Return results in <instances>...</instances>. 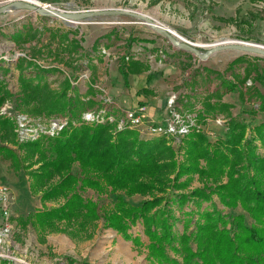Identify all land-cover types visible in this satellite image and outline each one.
Segmentation results:
<instances>
[{
	"label": "trees",
	"instance_id": "trees-1",
	"mask_svg": "<svg viewBox=\"0 0 264 264\" xmlns=\"http://www.w3.org/2000/svg\"><path fill=\"white\" fill-rule=\"evenodd\" d=\"M78 34L63 31L62 27L25 26L15 31L11 39L22 46L46 37L52 43L57 41L61 52L71 57L82 50L83 37L78 40ZM135 40L131 38L130 42ZM100 41L97 39L94 48ZM242 61V57L237 58L227 70L233 71ZM252 67L257 78L251 69L248 77L259 99L254 114L264 113V93L254 87L256 79L264 80V71L261 75L256 65ZM16 69L18 110L48 119H68L54 136L40 133L36 139L20 142L16 121L0 114V160L9 162L15 174L28 178L31 193L40 196L43 205L42 210L19 223L31 224L41 237L66 233L74 238H91L95 226L104 220L106 228L138 248L144 245L142 238L134 236L131 229L140 223L149 240L147 259L152 264H264V154L260 153L264 149V121L253 126L231 118L223 138L212 142L205 133L192 132L181 138L177 151L166 136L144 139L136 129L82 123L83 113L95 103L85 101L69 80H65L61 90L52 89L46 75L58 72L56 68L46 69L20 57ZM119 69L127 81L129 74L149 70V66L125 56L120 58ZM219 76L222 88L242 93L238 83L225 79L221 73ZM14 97L0 80V110ZM230 108L219 100L213 102L212 97L204 101L196 116L204 121L226 114ZM181 152L183 160L179 161ZM196 179L200 187H193ZM88 190L100 196L116 194L118 198L112 209L103 210L96 200L85 196ZM121 194L148 199L134 206ZM215 196L226 209L242 208L253 222L249 224L243 214H225L214 204ZM54 202L58 204L48 206ZM192 202L196 210L185 213L184 208ZM204 203H211L212 209L202 210ZM176 205L186 214L180 235L174 230L179 220ZM195 217V230L190 231ZM0 264L15 263L0 259Z\"/></svg>",
	"mask_w": 264,
	"mask_h": 264
},
{
	"label": "rangeland",
	"instance_id": "rangeland-1",
	"mask_svg": "<svg viewBox=\"0 0 264 264\" xmlns=\"http://www.w3.org/2000/svg\"><path fill=\"white\" fill-rule=\"evenodd\" d=\"M41 5H50L52 9L65 12H85L91 10H130L136 13L143 14L153 19L158 24L171 29L183 39L190 43L201 47L204 52L208 51L216 44L225 42H246L257 45L260 43V32L254 31L252 28L247 30L240 29L233 25H227V30L220 31L216 26L206 28L204 22L199 16H194L190 22L188 15H179L170 10L159 9L157 3H151L148 0H36ZM9 0H0V6L6 4ZM264 13V11H260ZM56 19V22L53 20ZM25 26H32L34 29H42L45 27H62L63 31L72 33L78 31L76 36L81 41L82 50L77 55L71 57L68 53L61 52L58 48V42L52 43L46 37L37 38L33 42L25 43L22 46H17L11 39V35L22 30ZM106 36H109L106 39ZM70 38L73 35L70 34ZM132 39H137L133 43ZM97 39H101L98 47L94 48ZM41 40V41H40ZM40 41V42H39ZM147 41V42H146ZM39 42V43H38ZM130 42V43H129ZM49 45L50 49H49ZM264 46V45H262ZM55 53V51H57ZM52 52V53H51ZM53 52L55 56H53ZM140 55L145 54L147 61L151 65H155L160 70L165 68L173 70L174 86L171 88V93L166 97L169 99L176 95V108L180 113L197 114L203 108V103L206 99L213 97V102L217 100L220 103L231 105L230 110L226 114H220L216 117H209L204 121L197 120L196 123L201 126L200 130L194 129L192 132L205 133L208 138L215 142L223 138L228 130V121L235 118L240 121H246L255 126L264 121V113L257 112L254 114V109L258 108L259 99L254 95L252 90L253 82L251 77H248V70H252V76L257 78V72L253 71L252 65L259 68V72L263 75L264 57L245 54L234 50H225L212 55L208 60H202L192 53L175 48L166 38L158 34L147 24L128 16L98 18L90 22L79 24H70L60 17H52L45 21L39 15L32 11L17 9L0 15V80L8 87L15 95L14 98L7 101L0 110L1 115L13 118L18 125V139L20 133H23L27 138L44 133L50 136L47 132L51 130L54 119L66 118L58 117L48 119L43 116L27 115L17 109L16 97L20 92L19 88V71L16 69V64L20 57L32 60L37 65L48 68H56L58 72L49 73L46 75L47 81L52 89L59 91L62 89L65 80H69L74 89L79 93V88L85 89L84 85L89 86L92 94H80L85 101L89 99L95 104L87 112H98L105 104V100L110 99L113 106H110L108 111L115 120L107 122L116 125L119 129V120L123 117L117 113L116 105L113 99L105 92H101V82L94 83L92 78L93 67L90 62L98 59L99 55L113 54L116 61H119V53ZM58 53H62L58 56ZM8 56L9 61L2 59ZM58 57L55 59V57ZM90 56H93L91 58ZM242 57L243 61L235 67V69L227 70L229 64ZM12 58V59H11ZM93 59V60H92ZM129 59V58H127ZM157 59V60H156ZM88 60V61H86ZM134 61V60H133ZM136 62H141L136 60ZM149 64L147 63V66ZM150 66V65H149ZM91 69V71H90ZM219 73L223 74L225 79L238 83L241 86L242 93L236 91L234 93L222 88V78ZM163 86L171 81L163 76ZM236 75L240 77L237 79ZM181 83L177 84L178 81ZM99 81V80H98ZM100 84V85H99ZM254 87L264 93V80L256 79ZM87 90V89H85ZM103 90V89H102ZM89 91V90H88ZM97 92L101 95H97ZM73 93V92H72ZM100 96V97H99ZM168 118L171 108L168 107ZM82 115V123L84 122ZM25 118L27 121L25 126H21L18 122L20 118ZM67 119V118H66ZM197 119V118H196ZM68 121V119H67ZM105 123V124H107ZM90 125H98V123H87ZM131 129V128H130ZM139 131V128H134ZM188 134V135H189ZM39 137V136H38ZM37 137V138H38ZM157 137V136H155ZM162 137V136H161ZM171 140L172 146L178 151L180 141H176L173 137H167ZM33 138H30L32 140ZM181 140V139H180ZM260 153L264 154V149H260ZM178 160H183V153H178ZM74 172H78V167H74ZM0 183L6 184L14 193L13 216L10 219L12 228L6 241L0 242V259L12 261L15 264H152L148 261V251L146 245L149 243L148 238L144 235L143 226L138 223L131 229L134 236H141L143 246L138 248L133 242L126 241L115 230L105 227L104 220H101L93 231L91 238H74L66 233H51L44 237L39 236L35 227L31 224L23 226L21 219H26L29 215L43 209L40 196H35L31 193L28 178L22 173L15 174L10 169V163L0 160ZM201 184L197 179L193 182V187H200ZM87 198L96 200L103 210L112 209L118 195L104 194L99 195L93 190H88L85 193ZM121 196L128 203L138 206L148 197L135 195L127 197L124 194ZM58 203H49V207L56 206ZM214 204L220 210H224L225 214L239 215L243 214L246 221L251 224L253 221L250 216L242 209L235 210L226 209L214 197ZM212 209L211 203H204L202 210ZM176 215L179 220L175 223V233L180 235L184 232V221L186 220L183 211L175 206ZM191 210H196L195 204L192 202L184 208L185 213ZM195 217L190 227V231L195 230ZM3 215L0 208V226L3 224Z\"/></svg>",
	"mask_w": 264,
	"mask_h": 264
},
{
	"label": "crops",
	"instance_id": "crops-1",
	"mask_svg": "<svg viewBox=\"0 0 264 264\" xmlns=\"http://www.w3.org/2000/svg\"><path fill=\"white\" fill-rule=\"evenodd\" d=\"M151 3H157L159 9L170 10L173 13L179 15H188L190 22L194 16H199L201 21L204 22L206 28H212L216 26L220 31L227 30V25H235L241 30H247L252 28L256 32H260V43L264 45V13H260L254 7L258 0H148ZM230 26V27H233ZM124 53H119V57ZM132 55V60H139L144 65L147 63L150 65L149 70H143L137 74H129L127 81L120 72L119 61H116L113 54L99 55L98 59L90 62L94 71L92 78L94 83L101 82V92H105L113 99L117 113L122 115L125 111L134 110L138 107H145L146 118L143 124L140 126L141 137L144 139H152L155 136L151 135L150 127L158 124H163L168 120V111L166 101L167 95L174 93L170 92L174 86L173 79L168 76L173 75V70L168 68L160 70L155 65H151L147 61L145 54ZM129 56V54H126ZM93 58V56H90ZM157 60V59H156ZM88 61V60H86ZM162 73L164 77L171 81L170 86H163ZM169 74V75H168ZM99 80V81H98ZM178 81L177 84L181 83ZM90 85H84L83 88H79V94L87 93L89 86L93 83L90 81ZM103 89V90H102ZM149 90L144 92V90ZM97 95L99 92H97ZM100 97V96H99ZM123 112V113H122Z\"/></svg>",
	"mask_w": 264,
	"mask_h": 264
},
{
	"label": "built area",
	"instance_id": "built-area-1",
	"mask_svg": "<svg viewBox=\"0 0 264 264\" xmlns=\"http://www.w3.org/2000/svg\"><path fill=\"white\" fill-rule=\"evenodd\" d=\"M11 1V0H9ZM49 7L50 5H45ZM255 9L257 11H264V0H258L255 5ZM8 56L2 57L9 61ZM12 59V58H11ZM176 95H173L169 99L168 107L171 108V112L168 120L163 124H158L150 127V133L153 136H166L173 137L176 141H180L181 138L187 136L194 129L200 130L201 126L198 125L197 116L195 114H187L180 113L176 108ZM113 106V102L110 99L105 100L104 106L101 108L102 110L96 112H87L84 114L83 119L85 123H98L105 124L107 122H113L115 118L112 115H109L108 111L110 110V106ZM146 118V109L145 107H138L134 110L125 111L123 117L119 120V129L122 130L124 128H139L144 119ZM197 118V119H196ZM25 118H20L18 123L21 126H25ZM67 119L58 118L54 119L52 123L51 130L47 133L54 135L56 132L61 131L64 126L67 125ZM39 136L37 134L34 135L33 139H36ZM19 138L24 140H30V138L20 133ZM13 207H14V193L9 186L6 184L0 183V208L3 215V224L0 226V242H5L8 237L12 225L10 223V219L13 216Z\"/></svg>",
	"mask_w": 264,
	"mask_h": 264
},
{
	"label": "water",
	"instance_id": "water-1",
	"mask_svg": "<svg viewBox=\"0 0 264 264\" xmlns=\"http://www.w3.org/2000/svg\"><path fill=\"white\" fill-rule=\"evenodd\" d=\"M13 9L32 11L40 16L51 18L60 17L70 24L90 22L98 18L128 16L150 26L154 31L166 38L175 48L192 53L194 56L202 60H208L215 53L225 50H234L245 54L264 57V46L246 42L219 43L204 52L201 50V47L183 39L171 29L158 24L148 16L130 10H91L85 12L65 13L45 5L30 2L29 0H11L0 6V15L11 12Z\"/></svg>",
	"mask_w": 264,
	"mask_h": 264
},
{
	"label": "bare ground",
	"instance_id": "bare-ground-1",
	"mask_svg": "<svg viewBox=\"0 0 264 264\" xmlns=\"http://www.w3.org/2000/svg\"><path fill=\"white\" fill-rule=\"evenodd\" d=\"M30 2H33V3H37V4H39V2L38 1H36V0H29ZM15 9H13L12 11H14ZM228 42V41H227ZM228 43H233V42H228Z\"/></svg>",
	"mask_w": 264,
	"mask_h": 264
}]
</instances>
